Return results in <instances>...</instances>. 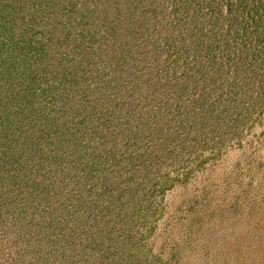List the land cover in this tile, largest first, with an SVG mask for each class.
Returning <instances> with one entry per match:
<instances>
[{
  "label": "trees",
  "instance_id": "16d2710c",
  "mask_svg": "<svg viewBox=\"0 0 264 264\" xmlns=\"http://www.w3.org/2000/svg\"><path fill=\"white\" fill-rule=\"evenodd\" d=\"M166 1L0 0V264L147 255L137 226L200 141L201 91L247 56Z\"/></svg>",
  "mask_w": 264,
  "mask_h": 264
},
{
  "label": "rangeland",
  "instance_id": "374dc122",
  "mask_svg": "<svg viewBox=\"0 0 264 264\" xmlns=\"http://www.w3.org/2000/svg\"><path fill=\"white\" fill-rule=\"evenodd\" d=\"M235 1L165 2L187 20H208L204 29L216 23L220 40L247 56L227 69V82L201 91L200 102L213 95L199 108L200 141L168 167V183L137 226L147 251L140 264H264V0Z\"/></svg>",
  "mask_w": 264,
  "mask_h": 264
}]
</instances>
